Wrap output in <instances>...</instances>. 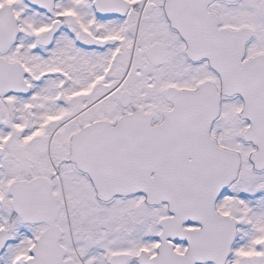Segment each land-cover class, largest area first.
Listing matches in <instances>:
<instances>
[{"label": "snow or ice", "instance_id": "obj_1", "mask_svg": "<svg viewBox=\"0 0 264 264\" xmlns=\"http://www.w3.org/2000/svg\"><path fill=\"white\" fill-rule=\"evenodd\" d=\"M0 264H264V0H0Z\"/></svg>", "mask_w": 264, "mask_h": 264}]
</instances>
